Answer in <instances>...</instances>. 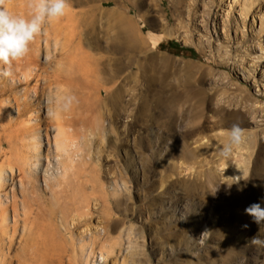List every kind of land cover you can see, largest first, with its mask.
Masks as SVG:
<instances>
[{
    "label": "rangeland",
    "instance_id": "1",
    "mask_svg": "<svg viewBox=\"0 0 264 264\" xmlns=\"http://www.w3.org/2000/svg\"><path fill=\"white\" fill-rule=\"evenodd\" d=\"M123 2L128 23L111 13L113 3L106 14L97 10L100 0H70L69 8L79 22L87 20L101 47L119 49L101 54L126 60L113 103L99 104L102 83L88 75L78 39L70 42L68 13L49 27L48 48L47 33L41 35L42 97L32 122L30 112L17 115L15 98L27 87L0 77V103L12 104L8 121L0 119L1 183L9 194L8 201L0 193V218L10 225L8 232L0 229L8 233L0 238V264L20 254L30 232L27 216L53 220L68 237L77 222V239L88 231L101 237L109 228L115 246L109 260L96 245L95 258L79 253L80 264H264V223L245 213L252 204L264 208V0ZM21 6L18 0L7 5L15 14ZM90 6L96 10L86 17ZM69 95L78 103L65 110ZM57 112L75 120L85 154L71 185L61 186L56 165L55 178L46 174L47 156L56 153ZM233 125L242 130L239 144L230 141ZM21 156L32 174L26 183L36 187L33 215L23 203L33 200L24 173L15 169L12 179L7 163Z\"/></svg>",
    "mask_w": 264,
    "mask_h": 264
},
{
    "label": "bare ground",
    "instance_id": "2",
    "mask_svg": "<svg viewBox=\"0 0 264 264\" xmlns=\"http://www.w3.org/2000/svg\"><path fill=\"white\" fill-rule=\"evenodd\" d=\"M18 1L21 2L22 6L18 10L17 14H27L29 11L28 6L26 5L27 2L24 0ZM100 3V6H97V10L100 12V14L108 13V10L106 11L103 9H105L104 7H106V4L113 3L115 8L111 11V13L113 15L119 16L121 20L125 23H128L130 21L126 12L128 6H126V2L124 3L123 0H100ZM94 10L96 9H93V6H90L88 10L84 12L85 16L89 17L90 15H92V12H94ZM67 13L69 14L70 20L72 22L70 42L74 43L75 38L78 39V46L80 47V50H83V53L86 55L85 64L87 65L88 75H94L97 78L98 82L102 83V88L99 90V98L101 99L99 100V104H103L105 102L104 105H109L110 102L113 101L116 78L119 74L123 72L126 60L124 58L114 59L101 54V50H105V52L107 53L114 54V51H118L119 49H116V47H112V45H107V47H101V43L92 34L93 32L90 31L87 20L84 19L79 22L76 19L77 14H74L69 10L67 11ZM60 21L61 19L56 22ZM49 27L55 28L56 23L53 22L49 24L48 27L45 25L43 29V31L47 33V48L49 46V41L51 37ZM41 35L38 36L33 42L34 46L33 49L29 52V54L23 60L16 61L13 64V71L15 73V77L14 82H12V87L14 86V88H16L15 86L19 83L24 84L27 87L25 88V92L21 98H15L18 106L17 115L20 118L26 116L28 112H30V122H32L30 118L37 112L38 108H36V106L41 103L42 97V89L40 83L41 78L38 74L43 70V68L39 64L40 52L43 49L41 45ZM150 38L154 46H157L159 44V37ZM95 51L98 52L97 55L93 54V52ZM30 53H32V55H30ZM72 73L73 75H75L74 71H72ZM32 83L35 84L33 89L29 88ZM107 85H109L110 87L105 88ZM103 92H106L107 95L103 96ZM2 95L4 94L0 92V97ZM6 101L7 100L2 101L0 103V119L5 123L9 119V115L7 116L5 112L9 111L10 108H12L10 100H8L9 102ZM54 128V142L56 147V153L53 154V157L52 154H49L47 156L48 163L46 167V174L50 179L55 178L56 173L55 171H53V167H55L56 165L58 169L57 173L63 178L61 186L71 185L70 183L73 177L78 175L79 178L80 175L77 170L78 162H83L85 160V154L82 151L81 136L76 128L75 120L71 118V115L69 114H67V116L64 115L62 117L60 113L57 112ZM34 150H38L37 143L34 144ZM30 159L31 161H33L32 167H38V152L33 153ZM7 163L10 172L13 174L12 179H15V169H18L20 173H24V177L22 178V184L24 186V190L30 193L33 200L31 202H29V200H24L23 203L24 206L32 209L31 215H33L35 213L34 206L37 205L38 200L34 197L36 195V187L33 185L34 182L32 180H29L28 183H26L25 180L26 178L32 176L31 170L26 169L29 163L26 161V158L22 156L16 160L9 159ZM4 171V169H0V193H2L3 191L5 193L7 191L5 185L1 183ZM5 194V198L9 201L8 192H6ZM13 198L14 200L12 199V203L14 204V210L16 213H18V201L14 192ZM0 203H2L1 197ZM82 208L85 210V214L88 215L91 210L90 205L88 204ZM27 217L28 219H31L29 223V235H24L22 242L20 243L21 245H23L20 254L17 257H13L10 259L4 258L5 264H80L79 253L82 257H86V255L88 254V256H93L95 258L97 254L96 245L101 246L100 255L105 261H108L110 255L114 252L115 246L111 243L112 238L110 235L109 228L104 227L102 229L103 236L101 237H96L88 231V234L90 235V242L86 243L88 234L85 236L83 235L79 239H77L73 235L72 230H74L78 226L77 222H74V228H67L66 233L70 235V237H68L61 233L59 228L56 227V224L53 220H40L38 219V217L35 216ZM15 223L17 222L15 221ZM1 228L6 229L7 232L10 229V225H8L7 216L0 218V229ZM7 232L5 231L6 235L0 234V238L6 240L8 234ZM15 235L16 231L15 234L10 237L11 244L14 242ZM79 243L81 245H79ZM89 246L91 247V251L87 253V249ZM9 248L11 250V247Z\"/></svg>",
    "mask_w": 264,
    "mask_h": 264
},
{
    "label": "clouds",
    "instance_id": "3",
    "mask_svg": "<svg viewBox=\"0 0 264 264\" xmlns=\"http://www.w3.org/2000/svg\"><path fill=\"white\" fill-rule=\"evenodd\" d=\"M8 3L9 0H0V77L14 82V62L29 54L30 45L43 33L45 25L62 19L71 3L70 0H27L29 11L25 15L11 12ZM46 58L51 59V56ZM74 101L78 103L74 95L65 96L62 107L66 110ZM229 136L233 144H239L242 130L233 125ZM245 213L252 216L255 223H264V208L260 204L248 206ZM253 243H257L255 238Z\"/></svg>",
    "mask_w": 264,
    "mask_h": 264
}]
</instances>
